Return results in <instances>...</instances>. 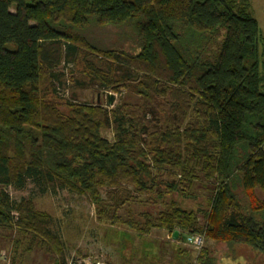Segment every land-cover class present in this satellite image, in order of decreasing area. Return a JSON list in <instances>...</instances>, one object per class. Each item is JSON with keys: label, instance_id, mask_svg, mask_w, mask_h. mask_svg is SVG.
Masks as SVG:
<instances>
[{"label": "trees", "instance_id": "trees-1", "mask_svg": "<svg viewBox=\"0 0 264 264\" xmlns=\"http://www.w3.org/2000/svg\"><path fill=\"white\" fill-rule=\"evenodd\" d=\"M108 26L135 52L98 42ZM63 60L136 102L65 100L63 113ZM263 86L249 0H0V228L61 256L51 216L4 191L31 181L90 196L99 223L178 246L202 235L195 264H217L210 242L264 256ZM199 180L212 191L193 209ZM176 248V264H192Z\"/></svg>", "mask_w": 264, "mask_h": 264}, {"label": "rangeland", "instance_id": "rangeland-1", "mask_svg": "<svg viewBox=\"0 0 264 264\" xmlns=\"http://www.w3.org/2000/svg\"><path fill=\"white\" fill-rule=\"evenodd\" d=\"M249 1L260 19L264 34V23L261 19L264 18L262 11L264 0ZM94 36L107 47L131 53L136 50L131 41L122 36L118 29L108 26L96 30ZM75 69L73 65H67L65 60L59 66V71L65 73V82L59 86V93L64 100L58 105L63 113H67L63 105L65 100L83 104L100 103L106 106L108 93L114 98L113 106L110 108H114L122 101L136 102L137 98L125 89L114 93L101 88L98 81L75 75L77 71ZM160 102L159 99L158 103ZM102 136L107 140L112 139L110 130L102 131ZM212 186L211 182L197 181L193 187L195 199L189 202V206L193 209L199 205L204 207ZM4 191L11 201L31 200L37 210L51 216L50 230L60 237L63 251L58 257L47 247H42L39 242L32 240L30 235H23L15 228H0V264H55L59 259L65 264L70 259L90 260L93 264H176L178 259L176 247L186 249L192 264H195L196 249L185 243L179 246L172 244L163 230L152 229L140 235L125 227H113L107 223L97 222L88 195H76L59 188L42 190L31 181L22 189L7 187ZM256 196L264 200V194L258 190ZM208 245L217 264H264V256L253 252L245 245L234 246L233 250H229L223 243L210 242ZM2 255L7 258L5 261Z\"/></svg>", "mask_w": 264, "mask_h": 264}, {"label": "built area", "instance_id": "built-area-1", "mask_svg": "<svg viewBox=\"0 0 264 264\" xmlns=\"http://www.w3.org/2000/svg\"><path fill=\"white\" fill-rule=\"evenodd\" d=\"M185 244L193 247L196 250H199L203 245V236L202 235H189L186 237ZM2 259L4 261L6 260L4 255H2ZM67 264H93V262L90 260L86 261V260L70 259L69 261H67ZM94 264H98V263H94Z\"/></svg>", "mask_w": 264, "mask_h": 264}, {"label": "crops", "instance_id": "crops-1", "mask_svg": "<svg viewBox=\"0 0 264 264\" xmlns=\"http://www.w3.org/2000/svg\"><path fill=\"white\" fill-rule=\"evenodd\" d=\"M250 3H251V2H250ZM251 7H252L253 16H254V18L256 19L257 24H258V27H259V29H260L261 36L264 38V34H262V28H261V25H260V19H259V17L256 15L255 10H254L252 4H251ZM262 11H263V13H264V10H262ZM261 19H262V22L264 23V18H261ZM262 22H261V23H262Z\"/></svg>", "mask_w": 264, "mask_h": 264}, {"label": "water", "instance_id": "water-1", "mask_svg": "<svg viewBox=\"0 0 264 264\" xmlns=\"http://www.w3.org/2000/svg\"><path fill=\"white\" fill-rule=\"evenodd\" d=\"M107 99H108L107 105L108 106L112 105V103L114 101L113 95L108 93L107 94ZM177 235H178V232H174L173 235H172V238L175 239L177 237Z\"/></svg>", "mask_w": 264, "mask_h": 264}, {"label": "bare ground", "instance_id": "bare-ground-1", "mask_svg": "<svg viewBox=\"0 0 264 264\" xmlns=\"http://www.w3.org/2000/svg\"><path fill=\"white\" fill-rule=\"evenodd\" d=\"M7 259V258H6Z\"/></svg>", "mask_w": 264, "mask_h": 264}]
</instances>
